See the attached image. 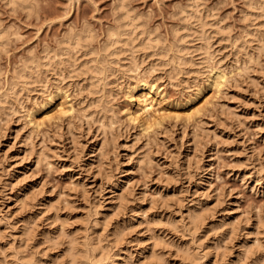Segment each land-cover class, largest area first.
Segmentation results:
<instances>
[{"label":"rangeland","instance_id":"1","mask_svg":"<svg viewBox=\"0 0 264 264\" xmlns=\"http://www.w3.org/2000/svg\"><path fill=\"white\" fill-rule=\"evenodd\" d=\"M9 1L0 264H78L75 231L100 264H264V0H125L137 36L158 43L118 58L119 0ZM84 27L87 47L63 54ZM96 63L107 76L92 78Z\"/></svg>","mask_w":264,"mask_h":264},{"label":"bare ground","instance_id":"2","mask_svg":"<svg viewBox=\"0 0 264 264\" xmlns=\"http://www.w3.org/2000/svg\"><path fill=\"white\" fill-rule=\"evenodd\" d=\"M11 1V3H15V4H18V5H20V3H19V1H22L23 3L25 2V0H10ZM9 1V2H10ZM18 2V3H17ZM21 2V6H23V3ZM26 2H27V0H26ZM28 3V2H27ZM12 4V5H13ZM15 4H14V6H15ZM25 6V5H24ZM27 6H29V4H27ZM27 6H25V7H27ZM118 7H119V9H120V14H119V25L118 26H116V27H113V28H110L109 30H108V39H107V44H106V47H107V52H108V50H110V48H112L111 50H110V54H111V56L113 55V57H114V54H113V52L115 53L117 50L119 51V48H122V49H120L121 50V52H123L124 53V51H125V45L127 46V45H129L130 43H134L135 44V41H136V39L137 38H141V42H140V46H139V48H141L142 49V46H143V49H144V47L146 46V47H148L149 48V46L150 45H152L154 42L156 43V41L154 40H151L152 38H151V36L153 35H148L147 37H148V39L150 40V41H148L147 40V38L146 37H142L141 35V33H143V35H145L144 33H147V31L145 32L144 30H147V29H143V31H139L138 29H139V27L140 26H138L139 24H137V22H136V20L134 19V17L126 10V5H125V0H119V3H118ZM199 7V6H198ZM194 8V7H193ZM193 8H191V9H193ZM196 8V7H195ZM189 10H190V8H189ZM194 10V9H193ZM191 11V10H190ZM195 11V10H194ZM193 11V13H191V14H195V12ZM184 12V11H183ZM190 13L187 15V14H185V12H184V15H186V16H188V17H186L187 19L190 17ZM197 14V13H196ZM192 17H191V19L193 18V15H191ZM195 17V16H194ZM186 20V19H185ZM190 20V19H189ZM188 22V21H187ZM190 23V22H189ZM205 23V22H204ZM204 23H202L201 22V25L203 26H205V24ZM200 25V26H201ZM203 26V27H204ZM203 27H202V29H203ZM88 28H90V27H88ZM142 28V27H141ZM140 32V34H139V36H137V32L138 31ZM204 30V29H203ZM82 30H80V32H81ZM85 33H83L82 35H80V34H74V35H69V33H68V35H65V38H62V39H64L63 41H62V51L61 52H63V54H69V53H71L73 50H78L80 47H81V45L83 46L84 44V42H85V44H87L88 43V41L90 40V39H92V38H90V37H93L92 35H91V32L89 31V29H85V27H84V30H83ZM78 32V31H77ZM93 32V31H92ZM3 33V32H2ZM74 33V32H73ZM67 34V33H66ZM149 34V33H148ZM79 35V36H78ZM141 36V37H140ZM146 36V35H145ZM1 37V36H0ZM2 38V37H1ZM61 39V40H62ZM155 39V38H154ZM137 40H139V39H137ZM156 40H157V38H156ZM91 41V40H90ZM89 41V42H90ZM153 41V42H152ZM106 42V41H105ZM138 42V41H137ZM2 43V42H1ZM158 43V42H157ZM156 43V44H157ZM150 44V45H149ZM136 45V44H135ZM135 45H132L131 44V46H133L132 48H134L135 47ZM147 45H149V46H147ZM154 45L155 44H153L152 46L154 47ZM1 46V45H0ZM118 46V47H117ZM125 48H124V47ZM152 46H150V48L149 49H151V47ZM158 46H160V45H158ZM4 47V46H3ZM83 47H87V46H83ZM82 47V48H83ZM105 47V46H104ZM136 47H137V45H136ZM145 47V48H146ZM152 47V48H153ZM156 47V46H155ZM160 47H162V46H160ZM2 48V47H1ZM129 48H130V46H129ZM128 48V49H129ZM138 48V49H139ZM59 49H61V47L59 48ZM84 49V48H83ZM82 49V50H83ZM117 49V50H116ZM128 49H126V50H128ZM138 49H136V48H134V49H132V50H130V51H132V52H130V53H134L135 52V54H136V51L135 50H138ZM142 49V50H143ZM81 50V49H80ZM80 50L78 51V53L75 51V54H79L80 53ZM122 50H124V51H122ZM154 51H155V49H153ZM152 50V51H153ZM180 50V49H179ZM182 50V49H181ZM85 51H87V50H85ZM139 51H140V49H139ZM58 52V51H57ZM90 52V51H89ZM121 52H120V55H121ZM128 52V51H127ZM178 52H180V51H178ZM182 52V51H181ZM51 53V52H50ZM60 53V52H59ZM58 53V54H59ZM126 53V52H125ZM137 53H138V51H137ZM155 53V52H154ZM55 54V53H54ZM84 54V53H83ZM87 54V53H86ZM116 54H117V56H115L116 58H118L120 55H119V52H116ZM139 54V53H138ZM152 54V53H151ZM179 55H180V53H178ZM178 54H175V56H177ZM182 54V53H181ZM61 55V54H60ZM90 55H91V53H90ZM109 54H107V56H108ZM132 55V54H131ZM130 55V56H131ZM137 55V54H136ZM45 56V55H44ZM49 56V55H48ZM48 56H46V57H48ZM76 56V55H75ZM78 56V55H77ZM110 56V55H109ZM133 56V55H132ZM31 57H33V56H31ZM30 57V58H31ZM57 57V56H56ZM61 57H62V55H61ZM64 57V56H63ZM134 58H135V55L133 56ZM136 57H138V56H136ZM178 57V56H177ZM182 57V56H181ZM49 58V57H48ZM70 58H73V60H74V62H75V59H74V53H73V57H72V55H71V57ZM77 58V57H76ZM99 58V57H98ZM103 58H105V57H103ZM111 58V57H110ZM116 58H113V60L112 61H115V59ZM179 58V57H178ZM176 59L177 61L179 60V62L181 61L182 62V60L181 59ZM35 59V58H34ZM47 59V58H46ZM52 59H53V57H52ZM59 59V58H58ZM63 59V58H62ZM61 59V60H62ZM65 59H66V57H65ZM96 59V58H95ZM100 59V58H99ZM182 59H184V58H182ZM69 60V59H68ZM71 60V59H70ZM69 60V61H70ZM72 60V61H73ZM78 60V59H77ZM104 60V59H103ZM107 60H109V59H107ZM106 60V61H107ZM30 61V60H29ZM28 61V62H29ZM32 61H34V60H32ZM49 61H51L52 62V60H49ZM66 61H67V59H66ZM91 61H93V60H91ZM96 61V60H95ZM97 61H98V59H97ZM100 62H101V60H99ZM118 61H119V59H118ZM25 62H27V61H25ZM27 62V63H28ZM38 62V61H37ZM55 62V61H54ZM63 62V61H62ZM86 62V61H85ZM84 62V63H85ZM94 62V61H93ZM108 62V61H107ZM110 62V61H109ZM179 62H178V67H180V64H181V66H182V63H184V62H182V63H180L179 64ZM27 63H25L24 65H23V67L27 64ZM34 63V62H33ZM39 63V62H38ZM60 63L61 62H59L58 64L60 65ZM83 63V64H84ZM92 62H90V64H91ZM105 63V62H104ZM111 63H113V62H111ZM110 63V64H111ZM37 64V63H36ZM48 64H50V63H48ZM55 64V63H54ZM63 64V63H62ZM70 64H72V63H70ZM69 64V65H70ZM75 64V63H74ZM93 64V63H92ZM91 64V65H92ZM46 65V64H45ZM87 65H88V63H87ZM100 65H101V63H100ZM99 64L97 65V63L95 64V65H93V66H88L89 68H90V71L89 72H91V75H92V78L94 79V77L96 78V77H101V75H104L105 73H106V70L107 69H104V68H106V66H107V64L105 65V67H102V65L100 66ZM109 65V64H108ZM61 66V65H60ZM83 66V65H82ZM86 66V65H85ZM85 66H83V67H85ZM27 67V68H26ZM24 69V71L22 70V72L19 74V77H18V73L16 74L17 75V77H18V79L20 80V81H22V79L23 78H26L27 77V74H33V71H34V69H35V66H34V64H32V63H29L27 66H26ZM39 66H37L36 65V68H38ZM63 67H66V66H64L63 65ZM87 67V68H88ZM176 67V66H175ZM88 68V69H89ZM111 68V67H110ZM109 68V69H110ZM177 68V67H176ZM86 69V68H85ZM88 69H86V70H88ZM39 69H37V71H38ZM19 72H20V70H18ZM17 71V72H18ZM46 71V70H45ZM108 71V70H107ZM110 71V70H109ZM108 71V72H109ZM85 72V71H84ZM107 72V73H108ZM37 72H35V74H36ZM38 74V73H37ZM84 74H86V76H87V72L86 73H84ZM34 75V74H33ZM39 75H40V72H39ZM106 76H107V74H105ZM30 76V75H29ZM106 76H104V77H106ZM219 77V76H218ZM217 77V80L220 78L221 79V77H219L218 78ZM37 78V77H36ZM30 79L32 80V78L30 77ZM39 79H40V77H39ZM38 79V80H39ZM42 79V78H41ZM92 79V80H93ZM97 79V78H96ZM105 79V78H104ZM25 80V79H24ZM23 80V81H24ZM37 80V79H36ZM35 80V81H36ZM90 81V82H92V84H93V86L96 84V83H93V81ZM100 80H102V79H100ZM14 81V80H13ZM22 81V82H23ZM28 81H29V79H28ZM34 81V80H33ZM97 81V80H96ZM17 82V81H16ZM13 83H15V82H13ZM12 83V84H13ZM18 83H20V82H18ZM18 83H16V85L14 84L13 86H11V89L10 90H13L14 89V92L17 90V89H15V87L18 85ZM32 83V82H31ZM27 84H28V82H27ZM91 84V85H92ZM21 85V84H20ZM24 85H26V84H24ZM97 85V84H96ZM95 85V86H96ZM18 87V86H17ZM25 87V86H24ZM10 88V87H9ZM95 88V87H94ZM18 89H20L19 87H18ZM23 89V88H22ZM12 92V91H11ZM7 93V92H6ZM5 93V94H6ZM10 94V93H9ZM14 96V95H13ZM8 97V96H7ZM7 97H5V98H7ZM9 101H11V100H9ZM8 103V102H7ZM3 104V103H2ZM10 104V103H9ZM4 105V104H3ZM150 105V104H149ZM1 108V107H0ZM195 213H196V211H195ZM259 214H261V213H259ZM262 215V214H261ZM190 217H191V220L193 221V222H196V220L197 219H199V217H198V215H197V217H196V215H194V211H193V214L192 215H190ZM258 218H261V217H258ZM195 220V221H194ZM200 220V219H199ZM260 220H262V219H260ZM191 221V222H192ZM65 228V227H64ZM64 228H62V229H64ZM65 230V229H64ZM64 232V231H63ZM62 232V233H63ZM65 232H67V231H65ZM65 232H64V234H65ZM76 232V231H75ZM75 232L74 233H71V235L73 234L74 236H72V237H70L69 236V241H68V252H69V254H70V258H71V260L72 261H74V262H76V263H78V264H100V262L101 261H103L104 262V258H106V257H104L105 256V254L103 255L102 253V255L101 254H99V255H96L95 253H93L92 254V250H91V254H90V247H89V250H88V244L86 243V239H83L82 240V238H80L79 236H77V235H75ZM78 232V231H77ZM76 232V233H77ZM80 233V232H79ZM67 234V233H66ZM65 234V236H67L68 237V234L66 235ZM78 234V233H77ZM117 236V235H116ZM84 237V236H83ZM117 237H119V236H117ZM117 237H115V238H117ZM85 240V241H84ZM119 240V239H118ZM117 241V240H116ZM91 243L92 242H90V245H91ZM94 244V243H93ZM95 247H97V246H95ZM94 247V248H95ZM189 247V246H188ZM187 248V247H186ZM187 250H188V248H187ZM187 250H184L186 253H187ZM189 251V250H188ZM7 252V251H6ZM155 253V256L157 255L156 254V251H154ZM68 254V255H69ZM189 254V253H188ZM188 254H186V255H188ZM193 254V253H192ZM9 255V254H8ZM3 257H5V256H3ZM12 257H13V255H12ZM15 257V256H14ZM13 257V258H14ZM157 257V256H156ZM156 257H153V259L154 258H156ZM6 258V257H5ZM17 258V257H16ZM161 258V257H160ZM192 258V257H191ZM15 259V258H14ZM162 259V258H161ZM160 259V260H161ZM194 259H195V257H194ZM197 259V258H196ZM19 260V259H18ZM156 260H158V259H156ZM191 260H193V259H191ZM72 261H70V262H72ZM13 262V261H12ZM14 262H15V260H14ZM26 262H27V260H26ZM159 262V261H158ZM195 262V261H194ZM73 263V262H72ZM106 263V262H105ZM155 263V262H154ZM192 263V262H191ZM7 264V263H6ZM9 264V263H8ZM11 264V263H10ZM106 264H109V262L108 263H106ZM190 264V263H189ZM195 264H199L198 263V261H197V263L195 262Z\"/></svg>","mask_w":264,"mask_h":264}]
</instances>
